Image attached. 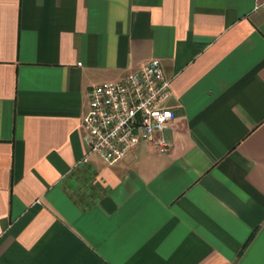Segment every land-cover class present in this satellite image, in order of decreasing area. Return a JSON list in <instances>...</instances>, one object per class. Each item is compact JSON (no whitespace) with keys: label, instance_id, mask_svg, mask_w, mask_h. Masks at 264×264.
Listing matches in <instances>:
<instances>
[{"label":"crops","instance_id":"crops-1","mask_svg":"<svg viewBox=\"0 0 264 264\" xmlns=\"http://www.w3.org/2000/svg\"><path fill=\"white\" fill-rule=\"evenodd\" d=\"M150 59L172 123L86 155L89 86ZM0 264H264V0H0Z\"/></svg>","mask_w":264,"mask_h":264},{"label":"built area","instance_id":"built-area-1","mask_svg":"<svg viewBox=\"0 0 264 264\" xmlns=\"http://www.w3.org/2000/svg\"><path fill=\"white\" fill-rule=\"evenodd\" d=\"M169 95L170 79L157 59L120 79L89 86L87 111L81 119L86 155L95 154L111 165L138 142L167 128L174 119V111L166 105ZM169 146V141L157 140L158 152Z\"/></svg>","mask_w":264,"mask_h":264},{"label":"rangeland","instance_id":"rangeland-1","mask_svg":"<svg viewBox=\"0 0 264 264\" xmlns=\"http://www.w3.org/2000/svg\"><path fill=\"white\" fill-rule=\"evenodd\" d=\"M89 180H84L85 186L88 184Z\"/></svg>","mask_w":264,"mask_h":264}]
</instances>
